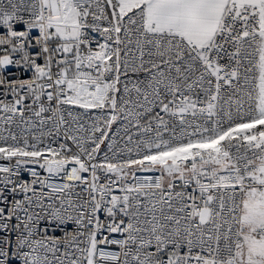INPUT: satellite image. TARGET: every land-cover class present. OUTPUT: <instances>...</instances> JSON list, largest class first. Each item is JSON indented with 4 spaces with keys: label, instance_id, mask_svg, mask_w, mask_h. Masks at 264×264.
I'll list each match as a JSON object with an SVG mask.
<instances>
[{
    "label": "snow or ice",
    "instance_id": "6c2138e0",
    "mask_svg": "<svg viewBox=\"0 0 264 264\" xmlns=\"http://www.w3.org/2000/svg\"><path fill=\"white\" fill-rule=\"evenodd\" d=\"M0 264H264V0H0Z\"/></svg>",
    "mask_w": 264,
    "mask_h": 264
}]
</instances>
